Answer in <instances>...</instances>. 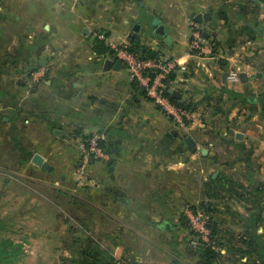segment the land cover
<instances>
[{"label": "crops", "instance_id": "obj_1", "mask_svg": "<svg viewBox=\"0 0 264 264\" xmlns=\"http://www.w3.org/2000/svg\"><path fill=\"white\" fill-rule=\"evenodd\" d=\"M203 13L209 19H194ZM194 26L215 44L211 53H191ZM100 33L176 62L165 83L193 108L189 130L123 65L103 70L113 59L93 51ZM28 65L51 68L33 88ZM96 130L107 136L108 159H90L80 186L78 142ZM27 178L56 209L68 198L74 220L116 223L99 229L107 241L94 249L77 243L87 229L74 226L73 243L61 245L66 261L54 250L48 264H112L116 252L124 264H203L187 204L209 213L212 264H264V0H0V190H25ZM31 253L28 245L22 262L37 264Z\"/></svg>", "mask_w": 264, "mask_h": 264}, {"label": "rangeland", "instance_id": "obj_2", "mask_svg": "<svg viewBox=\"0 0 264 264\" xmlns=\"http://www.w3.org/2000/svg\"><path fill=\"white\" fill-rule=\"evenodd\" d=\"M198 28L201 32H203L202 28ZM100 34L106 37L104 33ZM41 67H45L47 71H44V74L40 76L39 80H33V73L39 70ZM50 69V66L47 65L38 67H35V65H28L27 76L24 78L26 85L33 88L35 85L42 83L43 80L47 78ZM89 165L90 162L86 168L87 174L89 172ZM28 178L26 179V181L31 183V187L25 190L24 188H19L18 191L14 186H12L13 190H15L14 192H6L5 190H3V188H1L0 190V246L5 248L7 252H12V257L7 261H1L0 264H27L26 261H22L27 259L26 248H28V245L29 249L33 250V253L31 254L36 256L35 261L37 262V264H48V259H51L53 257L54 250H57L54 254H58L62 262H65L67 253L63 251V248L68 247L73 243L74 237L71 234L73 232V227L78 225L80 226V228H78L79 231H82L84 227H86L84 229H87L83 233L81 232V235L77 237V243H79L80 245L89 246L94 249L96 245L104 242V240L107 241V237L101 235L99 229L104 228L103 226H105V224H109V226L114 229L116 226L115 222L108 220L102 221L96 218L92 219L91 217V219L89 218L88 220L87 213L84 214L87 217V220H76V218L74 220L73 218L76 213H72V210L69 211L68 203L70 202V200L68 201V198H58V203L56 204H58L59 207L56 209L54 204L51 205L49 202L47 203L46 199L41 196V193L39 192L41 182L30 181ZM11 180L12 179L9 180L10 183H7L3 179V183H1L2 185L9 184L10 190H12L11 185H14V182L12 181L11 184ZM187 205V209H193L194 207L190 204ZM195 208L203 210L205 214L207 213L206 215H209V213L205 211L203 206L196 205ZM68 213L70 214L72 219L66 218L68 216ZM64 224H71L68 230H63ZM187 230L193 236V241L196 246H198L199 244L202 246L213 244V240L211 241L210 237L207 241H203L200 235H195L194 232L192 233L190 228H187ZM241 237L242 236H238V239H241ZM212 239L216 238L212 237ZM58 244L60 246L59 248H57ZM15 245H19V248L17 247L18 251L16 255L12 251ZM61 245L63 248H61ZM82 256L84 257L83 253ZM86 256L87 258H90V253H88V255ZM113 256L114 257L111 260L112 264H116V262L119 261L118 253L116 252ZM28 259L31 261L33 260L31 255H29ZM8 261L11 262L8 263Z\"/></svg>", "mask_w": 264, "mask_h": 264}, {"label": "built area", "instance_id": "obj_3", "mask_svg": "<svg viewBox=\"0 0 264 264\" xmlns=\"http://www.w3.org/2000/svg\"><path fill=\"white\" fill-rule=\"evenodd\" d=\"M99 39L104 40L105 44L113 49L110 57L114 61H121L126 69L130 79L145 88L146 95L152 100L157 107L168 115L172 121L184 131L190 128V111L181 105L173 102L167 94V86L165 83L168 75L176 70V62L162 56L141 57L137 53L129 51L124 46H119L109 42L102 34L98 35ZM191 53L197 55L209 54L212 52V45L205 44L202 32L198 27H193L191 31V39L189 42ZM47 71L45 67L33 73V80H39L40 76ZM238 76L236 70L228 73L227 79H235ZM86 134V138H80L78 144V158L73 174L78 185L83 186L87 181L86 168L90 159L107 160L108 152L106 149L107 136L105 132L96 130ZM186 222L195 233L200 235L203 241H207L210 237V228L208 227L209 217L203 210L194 208L185 210ZM116 264H123L117 261Z\"/></svg>", "mask_w": 264, "mask_h": 264}, {"label": "trees", "instance_id": "obj_4", "mask_svg": "<svg viewBox=\"0 0 264 264\" xmlns=\"http://www.w3.org/2000/svg\"><path fill=\"white\" fill-rule=\"evenodd\" d=\"M124 47H126L129 51L137 53L141 57H153V58H156V57L160 56L159 53L153 52L151 50H140L136 44H130L129 46H124ZM214 47H215V44L212 43V49ZM92 49H93V51L96 54H99V55H105V54L106 55L107 54L111 55L113 53V49H111L108 45H106L104 40L99 39L97 37H95V39L93 41ZM177 68L178 67H176V69ZM167 78L169 80H172L174 78V73L173 72L170 73ZM167 94L169 95L170 99L173 102L181 105L182 107H184L185 109H187L189 111L193 110V108L191 107V105L189 103H186L185 101H179L178 99H175V98L171 97L168 92H167ZM86 137H87L86 134H82L81 135L82 139H85ZM105 146H106V149L108 150L107 142H106ZM208 227L210 228V231H211V233H210L211 241L213 240V242L215 243L216 239H212V237H214V234H213L214 232H213V229H212V226H211L210 219L208 220ZM191 232L193 233V231H191ZM199 246H200L201 252H202V263L203 264H212V260H214V258L216 257V252L212 249V245L209 244L208 246H206V245L202 246V245L199 244ZM17 247L19 248V245H15V247L12 249V251L15 253V255H16V253L18 251ZM20 253H21V251H20ZM11 254H12V252H10V251L7 252L5 250V248L0 246V262L1 261H7L8 259H10L12 257ZM10 262L8 261V263H10Z\"/></svg>", "mask_w": 264, "mask_h": 264}, {"label": "water", "instance_id": "obj_5", "mask_svg": "<svg viewBox=\"0 0 264 264\" xmlns=\"http://www.w3.org/2000/svg\"><path fill=\"white\" fill-rule=\"evenodd\" d=\"M209 16H210L209 13L197 14V15H195L194 19L197 20V21H201V19H209ZM86 30L87 29L84 28L83 32H86ZM137 30H138V25L136 24V25L133 26L132 31L130 32L129 38H131ZM157 32L163 34L162 25H159L157 27ZM121 67H122V62L119 61V60L113 61L111 59H105V61L103 62V70H109L111 68L120 69ZM166 85L167 86L169 85V81L166 82ZM167 91L170 94V96L173 97V98L177 99V98L180 97V93L177 90H175V89H172V88L169 87ZM237 136H240V135L238 134ZM186 141H187V144L189 146H192V139L190 137H187ZM203 152H205V149L203 150ZM34 161L36 163H40L41 162V158L38 155H36L34 157ZM46 166H47L46 163H42L41 164L42 169H46Z\"/></svg>", "mask_w": 264, "mask_h": 264}]
</instances>
